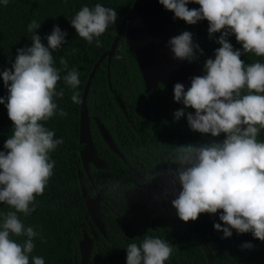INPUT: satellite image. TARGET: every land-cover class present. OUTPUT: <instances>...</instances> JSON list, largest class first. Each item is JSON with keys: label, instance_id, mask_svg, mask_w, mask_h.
I'll list each match as a JSON object with an SVG mask.
<instances>
[{"label": "trees", "instance_id": "1", "mask_svg": "<svg viewBox=\"0 0 264 264\" xmlns=\"http://www.w3.org/2000/svg\"><path fill=\"white\" fill-rule=\"evenodd\" d=\"M134 1L0 0V264H77L83 230L97 236L89 264H264V0L169 7L185 48L254 131L208 129L163 87L146 94L124 30L110 79L131 122L106 56L86 108L108 169L86 175L85 87ZM80 175L105 201L107 236L86 218Z\"/></svg>", "mask_w": 264, "mask_h": 264}, {"label": "water", "instance_id": "2", "mask_svg": "<svg viewBox=\"0 0 264 264\" xmlns=\"http://www.w3.org/2000/svg\"><path fill=\"white\" fill-rule=\"evenodd\" d=\"M172 0H135L128 15L122 21L109 52L102 55L93 71L90 73L85 87L80 113L79 149L83 168L90 178L91 165L98 170L108 169V164L98 154L90 133V116L86 108V97L89 85L98 66L108 56L109 88L114 99L131 122L126 101L117 91V84L110 79V66L114 57L122 32L126 29V54L135 62L143 81L146 94L163 87L167 92L183 104L188 113L208 129L235 128L244 135L246 130L254 131L247 123V119L239 106L215 82V80L201 67L191 53L185 48L178 34L175 32L169 15ZM97 128L108 147L118 156L125 159L116 145L111 133L100 120L96 121ZM222 141H224L222 139ZM139 178L141 174L134 170ZM92 181V180H91ZM81 192L87 209L86 218H90L98 231L107 235L103 214L101 212L102 196L89 194L84 180L80 176ZM96 234L92 237L83 230L79 240L80 262L89 264L95 247ZM204 252L211 261L209 248L202 243Z\"/></svg>", "mask_w": 264, "mask_h": 264}, {"label": "clouds", "instance_id": "3", "mask_svg": "<svg viewBox=\"0 0 264 264\" xmlns=\"http://www.w3.org/2000/svg\"><path fill=\"white\" fill-rule=\"evenodd\" d=\"M125 30V37H126V29H124ZM112 47V46H111ZM118 48V47H117ZM111 49V48H110ZM110 51V50H109ZM117 51V50H116ZM116 54V53H115ZM112 61H113V59H112ZM111 65H112V63H111ZM110 68H111V66H110ZM81 113V112H80ZM90 116V115H89ZM80 121H81V119H80ZM90 121H91V118H90ZM110 132V131H109ZM90 133H91V138H92V129H91V124H90ZM79 134H80V129H79ZM103 139V138H102ZM104 140V139H103ZM105 142V141H104ZM106 143V142H105ZM108 146V145H107ZM96 151H97V149H96ZM97 154H98V152H97ZM99 155V154H98ZM100 156V155H99ZM83 164V163H82ZM135 170V169H134ZM134 173H135V171H134ZM140 173V172H139ZM136 174V173H135ZM141 174V173H140ZM87 175V174H86ZM137 175V174H136ZM81 176V175H80ZM142 176V175H141ZM82 177V176H81ZM88 177V176H87ZM89 178V177H88ZM90 178H91V172H90ZM79 179H80V177H79ZM82 179H83V177H82ZM141 179V178H140ZM84 180V179H83ZM91 180H92V178H91ZM90 180V181H91ZM141 180H143V176H142V179ZM91 182H93V180L91 181ZM85 183V182H84ZM86 185V184H85ZM87 187V186H86ZM80 190H81V184H80Z\"/></svg>", "mask_w": 264, "mask_h": 264}, {"label": "flooded vegetation", "instance_id": "4", "mask_svg": "<svg viewBox=\"0 0 264 264\" xmlns=\"http://www.w3.org/2000/svg\"><path fill=\"white\" fill-rule=\"evenodd\" d=\"M102 202H105L103 199H102ZM107 236V235H106Z\"/></svg>", "mask_w": 264, "mask_h": 264}]
</instances>
